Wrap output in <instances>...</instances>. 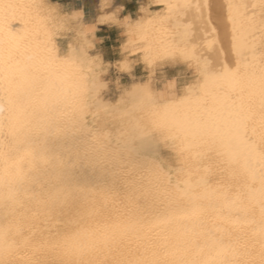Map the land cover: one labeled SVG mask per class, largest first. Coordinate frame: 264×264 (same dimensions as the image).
Here are the masks:
<instances>
[{
	"label": "bare ground",
	"instance_id": "obj_1",
	"mask_svg": "<svg viewBox=\"0 0 264 264\" xmlns=\"http://www.w3.org/2000/svg\"><path fill=\"white\" fill-rule=\"evenodd\" d=\"M112 1L0 0V264H264V0Z\"/></svg>",
	"mask_w": 264,
	"mask_h": 264
},
{
	"label": "crops",
	"instance_id": "obj_2",
	"mask_svg": "<svg viewBox=\"0 0 264 264\" xmlns=\"http://www.w3.org/2000/svg\"><path fill=\"white\" fill-rule=\"evenodd\" d=\"M69 1L73 0H65L60 1L59 3L64 6L68 4ZM77 2L76 7L81 8L83 10L84 16L83 20L86 23L93 24L95 22V18L97 13L92 10V14L88 10L87 2L91 0H74ZM116 4L121 6L119 16L122 17L124 15H128L130 18H135L138 14L139 10V1L138 0H115ZM96 4H98V0H95ZM85 3V4H84ZM123 29L119 25L114 24H103L96 25V29L93 33V38L95 42L94 52L100 54L101 58L104 61L114 62L121 57H123L126 52L122 49L123 43L127 39L125 35L122 33ZM171 72V71H170ZM174 72V71H173ZM140 73V74H139ZM133 74L135 77H144L143 70L140 65H136L133 69ZM189 77L188 73H185L181 78L178 79V84L186 82L185 79ZM127 78V82L129 81V77L127 75H123L121 79Z\"/></svg>",
	"mask_w": 264,
	"mask_h": 264
},
{
	"label": "rangeland",
	"instance_id": "obj_3",
	"mask_svg": "<svg viewBox=\"0 0 264 264\" xmlns=\"http://www.w3.org/2000/svg\"><path fill=\"white\" fill-rule=\"evenodd\" d=\"M53 1L60 2V1H65V0H53ZM138 1H139V3H138L139 7L142 6V5H146V4H148L150 2V0H138ZM116 2L117 1L113 0L111 3L108 4V8L111 9V7H113L116 4ZM76 4H77V2L74 1V0L73 1H69V3L65 4L64 6H62V8H63V10H70L73 7H76ZM87 6H88L87 8H88V10L90 12V15L92 14V10L93 9H94V12H96V13L105 11V10H102L100 8V6H98V4H96L95 0H91V1L87 2ZM126 54H127V52H126ZM185 73L189 74V77H187L185 79V81L191 80L192 77H193L192 74L190 72H188V71L185 72ZM115 75H116V71L114 70V68L110 67L108 76L114 77ZM127 76L129 77V81H130V76L129 75H127ZM122 81L123 82H127V78L122 79ZM105 95L109 96V98H111V99H114L116 97V94L113 93L112 91H109Z\"/></svg>",
	"mask_w": 264,
	"mask_h": 264
}]
</instances>
